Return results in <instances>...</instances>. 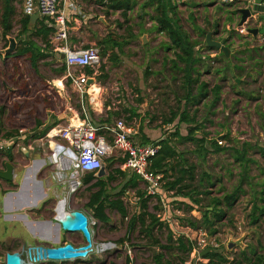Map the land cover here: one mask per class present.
Segmentation results:
<instances>
[{
  "label": "rangeland",
  "instance_id": "rangeland-1",
  "mask_svg": "<svg viewBox=\"0 0 264 264\" xmlns=\"http://www.w3.org/2000/svg\"><path fill=\"white\" fill-rule=\"evenodd\" d=\"M137 2L138 5L126 19L120 12L113 13L105 8L92 6L90 15L77 17L79 21L77 26L71 25L73 23L71 20V23H68L69 45L73 48L95 47L100 50L99 44L106 39L121 44L118 48H112V44L109 45L107 55L105 57L101 55V65L96 79L101 92L97 102L101 103L105 110L111 108L114 120L125 118L130 127L135 130L134 137L137 142L141 140V136L137 135L141 129L151 130L152 141L170 138L184 158L192 164H197L198 181L204 173L210 175L212 178L210 181L215 186L210 187L206 182L204 184L206 188H202L212 193L211 196L204 197L203 205L208 206L210 197H223L226 193L234 191L240 182L243 169L235 162L231 151L209 154L207 159L203 160L197 153V144L181 142L179 137L175 136L177 131L182 137L187 136L189 126L180 123L179 117L173 124L166 123L173 112L182 113L186 109V102L182 98L186 94L184 78L171 63L175 59V54L174 50L168 48L170 47L168 36L155 29L154 7L149 3L145 7L143 5L147 3L145 0H137ZM175 3L178 6L177 12L181 26L194 41L202 43L197 48V56L203 59L201 72L205 74L202 80L209 83L210 89L217 84L222 85L220 101L213 109L210 107L211 98L206 101L208 106L203 103L199 106L187 107L191 115H197L199 125H203L195 137L206 138L208 147H211L214 140L219 144L220 137H223L222 145L229 147V141L228 143L225 141L228 134L232 140L231 145L240 149L243 143L264 147V50H258L264 47V41L262 37H253L248 33V29L256 28L257 23L250 21L244 26L247 29L246 33L241 34L239 10L245 6L241 2L235 6H230L222 0H175ZM14 5L16 15L12 20L13 31L8 37V42L9 38L17 37L21 30L23 0H18ZM139 13L145 16L141 19ZM71 26L79 28V32L70 31ZM209 33L212 40L225 41L229 49V56L226 59L229 61L224 60L222 51L206 48L205 42ZM7 41L0 34V52L8 48ZM54 54L56 53L53 51ZM63 64L64 62L56 56L50 57L39 63L38 72H36L27 58L16 56L15 52L7 55L0 53V110L3 111L2 120L5 125L10 119H12L10 122L18 123L7 115L10 111L22 113L23 117L19 118L21 123L27 122L28 119L33 120V117H44L46 107L50 103L44 96L48 91L56 95L55 92L58 91L56 81H61L64 77L58 73ZM238 65L246 67L242 77H238L235 68ZM219 68L223 71L227 69L226 73H218ZM207 70L210 74H206ZM223 75L226 76L225 79ZM237 80L240 81L239 85ZM65 90L73 101L78 100V94L69 84H66ZM26 96H30V99L23 98ZM86 101V112L91 113L95 105L92 106L88 99ZM63 102L64 99L54 100L59 110L64 109ZM98 107L100 106H96ZM133 111L137 117L129 121L128 118L132 116ZM249 157L256 161V164L251 165V178L255 179L256 183L263 182L264 158L256 150H250ZM109 165L107 162V172L111 170ZM129 174L125 177L116 175V180L110 185L113 189L111 194L115 195L121 191L129 179ZM198 181L197 185H199ZM246 189L247 195L241 196L223 223L215 226L217 230L215 234L206 230L194 231L181 223V219L189 217L202 218L199 211L187 213L182 202L190 203L188 199L174 198L162 191L161 198L164 203L162 204L159 198V204L154 197L150 203V210L170 226L176 237L184 235L197 243V252L191 254L185 264H207L209 261L203 259L201 254L209 248L223 252L232 261L236 254L248 247L257 246L264 237V221H260L256 226H253L251 222L252 195L249 188ZM260 189L258 187V190ZM140 190L145 191V186L141 185ZM84 194L89 201L91 192L87 191ZM122 198L128 210V217L123 218L116 211H108L110 223L102 224L93 218L91 229L96 246L108 244L111 239L117 242L126 239L125 243L113 249L110 245H104L103 248H97L87 259L67 264H110L112 262L152 264L158 252H166L153 245L151 238L142 232L138 223L129 234V223L132 217L140 212V201L137 191L130 188L126 190ZM81 204V209L94 217L93 213L84 207V203ZM156 207L159 210H155ZM152 237L162 245H167V228L155 229ZM230 243H234L232 249L229 248ZM176 255H178L176 251L166 252V258L173 264H184ZM129 259L130 263H128Z\"/></svg>",
  "mask_w": 264,
  "mask_h": 264
},
{
  "label": "trees",
  "instance_id": "trees-1",
  "mask_svg": "<svg viewBox=\"0 0 264 264\" xmlns=\"http://www.w3.org/2000/svg\"><path fill=\"white\" fill-rule=\"evenodd\" d=\"M18 0H1L0 1V34L4 40H8L13 31L12 20L16 15L15 2ZM147 3L143 5L148 6V3L155 9V15L153 21L156 23L155 29L162 34H166L170 41V49L174 50L175 59L171 61L173 67L183 74L184 87L186 88V94L182 97L186 104V109L182 113L173 112L172 117L166 122L173 124L179 117L180 123H185L189 126L188 135L182 137L177 131L176 137L182 142L188 141L197 144V153L203 160L207 159L209 154H221L227 151L233 152L235 162L238 163L242 169L243 174L240 182L232 193H226L223 197H210L208 206L203 205L204 197L211 196V192L207 189L202 190L207 182L208 186L214 187L215 185L210 181L212 178L207 173H204L203 177H199L198 181V166L197 164L190 163L189 160L184 158L182 153H179L170 138H165L156 142H151L145 136L142 137L140 144L148 145L153 144L160 147L158 155L153 159L150 172L154 176H162V187L166 193L173 192L172 197L188 199L190 203L182 202L186 208L187 213L199 211L202 215L201 219L189 217L181 219V223L194 231L206 230L211 234H215L217 230L215 226L222 224L227 218L229 212L238 203L239 199L243 195H247L249 188L251 193V222L253 226L259 225L260 221H264V181L255 182V179L251 178V165L256 164L255 159L249 157L250 150H256L264 158V147L253 146L249 143H243L241 149L237 146H233L230 135H226L225 141L229 144V147L219 145L218 141L214 140L211 147L207 146V140L197 139L195 135L200 131L203 125H199L197 115H191L187 111L189 105L199 106L204 103L208 106L207 100L210 98L211 109L220 101V93L222 85L217 84L213 89H210L209 83L202 80L203 74L201 72V64L203 62L202 57L197 56V48L202 44L200 41H194L192 36L184 30L180 24L179 15L177 12V4L175 0H145ZM98 4L102 5L105 9L116 13L120 12L126 19L127 15L134 10V7L138 5L137 0H109L105 3V0H98ZM238 2L229 3L230 6H235ZM108 11V12H109ZM20 19L21 30L15 39L18 42L19 48L15 53L16 56L25 57L30 62L32 68L38 72V66L41 61H45L50 57H54L52 51V44L50 43V37L54 32V28L50 27L46 23L45 19H40L33 26L30 16L22 14ZM145 15L139 13V17L142 19ZM206 38V36H205ZM8 42V41H7ZM41 43V44H40ZM112 44V48L121 47L120 43L113 40L106 39L99 44L100 47H104L101 55L105 57L108 52L109 45ZM44 45L45 47H43ZM9 46V42H8ZM205 46L208 50H217ZM88 48V47H86ZM258 50H264V47L258 48ZM224 60L227 62L225 54H222ZM238 72V77L244 76L246 67L244 65H238L235 67ZM220 68L218 73H226ZM66 72V66L63 65L58 73L64 75ZM88 75H92V70H87ZM206 74H210L207 70ZM226 76L223 75L225 79ZM239 88L237 85L235 86ZM128 112V111H126ZM137 117L133 111L132 116L128 120H133ZM103 133V132H102ZM43 133L41 135H44ZM39 135V136H41ZM38 136V137H39ZM6 138L11 137V133L5 135ZM107 162V161H106ZM110 162V161H109ZM122 164L123 160H119ZM110 164V163H109ZM110 168L113 165H109ZM116 175L126 176L122 170L116 169L108 173L105 179H98L94 173L85 174V183L91 184L89 191L91 192L89 201L86 208L89 209L96 220L102 224H109L110 218L107 215V211H117L123 218L128 217V210L122 199L125 193V189L129 186L138 187L137 180L131 179L125 189H123L117 196H113L109 193L111 189L110 185L116 180ZM198 181V184L197 183ZM258 187L261 189L258 190ZM159 198V195L157 196ZM140 198V212L137 216H133L130 223L128 232H132L136 228L137 223L140 224L141 230L153 241L155 247H159L163 251H176L177 258L182 263H186L191 254L197 249V243L189 240L184 235L176 237L175 233L170 229L169 225H166L164 221L158 218V215L149 211L150 202L153 199L149 193H139ZM159 208L156 207L155 210ZM166 229L168 231L167 245H162L159 241L153 239L154 230ZM129 238V235L126 237ZM126 239L121 241L125 243ZM209 252L202 258L207 259V264H264V237L262 241L257 243V246L247 248L236 254L231 261L227 255L223 252L209 248ZM166 252H158L154 258L152 264H173V262L166 258ZM77 260L76 262H80ZM130 263V259L128 260ZM52 264V263H50ZM55 264V263H54ZM67 264V263H62ZM116 264V263H110ZM204 264V263H197Z\"/></svg>",
  "mask_w": 264,
  "mask_h": 264
},
{
  "label": "crops",
  "instance_id": "crops-1",
  "mask_svg": "<svg viewBox=\"0 0 264 264\" xmlns=\"http://www.w3.org/2000/svg\"><path fill=\"white\" fill-rule=\"evenodd\" d=\"M107 2L105 1V3ZM74 3L79 11V13L75 15L79 16L90 15L89 11L92 6L104 9L102 5L98 4V0H74ZM70 20L73 22H68L71 23V25L74 24L77 26L79 24L75 16L70 17ZM75 26H71L70 28V31L72 30L73 33L79 32V28ZM100 48V50L103 51L104 47ZM54 55L64 62V60L61 59V55ZM63 65H65V63ZM87 70L91 69H86L85 73H87ZM97 74H95L94 71L91 76L87 74L90 79H93V83L89 84L88 82L86 92L83 95L76 92L70 82L65 79L64 74L61 81H56L58 86V91L55 92L56 95L48 91L44 96L50 101L49 105H47L48 107H46L47 109L44 117H33V120L28 119L27 122L21 123L19 118L23 117L22 113H12L10 111L7 115L15 119L18 123H12L10 122L12 119H10L5 125L2 120L4 117L3 111L0 110V141L4 143L3 149L0 150V170H5L4 165L7 162L13 164L15 167L13 181L8 182L0 178V259L5 258L9 253L23 252L27 247L32 245L44 244L51 247H58L69 243L76 247L86 245L85 238L81 233L65 232L62 227L54 221L56 216L55 209L60 202L65 201L67 210L84 212L91 218L92 216L89 213L81 209V203L83 202L86 208L88 199L84 192L89 191L93 183L86 184L84 180L85 175H81L78 178L76 170L71 168L69 164H54L51 159L52 152L56 149V144L62 141L59 138H53L52 136L54 133H52V131L69 124H79L86 119L98 128L112 127L114 123L119 120L113 119L110 107L105 110L101 103L97 102L101 92V87L96 81ZM66 84H69L78 94L79 98L77 101H73L66 93ZM23 98L30 99V96ZM57 98L64 99L63 110H59L55 106L54 100ZM87 99L91 102L92 106L93 104L95 105L91 113H87L85 109L87 106ZM74 102L76 104H74ZM96 106L100 107L96 108ZM120 119L126 121L125 118ZM127 124L131 126L128 122ZM102 132L108 135L107 132ZM7 133H11L10 138L5 137ZM43 133L46 134L41 135ZM150 133L151 130L144 131V129H141L137 135H140L141 139L145 136L151 142H156L152 141L153 139ZM48 134H50V138L47 137ZM134 136L133 138L135 140ZM119 160L120 158L117 156L107 159V162L113 165L110 171L116 169L122 170V164H120ZM71 172L72 174L70 175ZM122 172H124L125 175H128V173L130 174L128 177L129 179L121 191L126 188L127 183L131 179H135L137 180L138 187L133 188L129 186L125 189V192L130 188L131 190L137 191L138 197L139 193L147 192V184L141 177L131 171L122 170ZM108 173L109 172H107V176ZM76 179L79 180V185L76 191L72 192L73 181ZM141 185L145 186V191L140 190ZM112 190L109 191L110 194ZM121 191L115 195H111L117 196ZM162 191L164 193L166 192L163 189L159 190V198L162 200L163 204L164 200L161 198ZM168 194L172 196L174 193L170 192ZM155 198L160 204V199L158 197ZM149 211L151 212L150 208ZM93 218L94 217H92L91 220H93ZM121 241L117 242L111 239L108 244H98L97 246L103 248L104 245H110L113 249L115 248L114 245L118 246L122 243ZM194 253L195 251L192 254ZM76 261L77 260H75V262Z\"/></svg>",
  "mask_w": 264,
  "mask_h": 264
},
{
  "label": "built area",
  "instance_id": "built-area-1",
  "mask_svg": "<svg viewBox=\"0 0 264 264\" xmlns=\"http://www.w3.org/2000/svg\"><path fill=\"white\" fill-rule=\"evenodd\" d=\"M222 1L227 4L241 2L244 3L245 8H250L254 4V0ZM23 13L27 16L39 14L41 19H45L46 23L54 28L51 44L54 53L65 55V79L77 93L85 94L90 79L85 70L91 69L95 74L98 73L101 65V51L95 47H70L68 22L70 17L79 16L75 15L79 11L74 0H23ZM257 26L260 27L261 23H257ZM240 30L241 34H245L247 29L242 27ZM260 37L264 41V35ZM102 131L107 132L108 135ZM52 133H54L53 138H59L62 141L56 144V149L51 155L52 161L54 164H69L76 170L78 178L87 173L96 174L107 159L117 156L123 160L122 170L131 171L141 177L147 184V192L151 196L159 195L162 176H154L150 172V167L160 147L153 144L142 145L135 141L133 138L135 131L124 119H119L112 127L105 128L95 127L86 119L79 124H69L57 130L54 129ZM50 134L47 137L50 138ZM219 144L223 143L219 141ZM3 146L4 143L0 141V150ZM78 185V179L73 181L72 192L76 191ZM0 264H5V258L0 259Z\"/></svg>",
  "mask_w": 264,
  "mask_h": 264
},
{
  "label": "water",
  "instance_id": "water-1",
  "mask_svg": "<svg viewBox=\"0 0 264 264\" xmlns=\"http://www.w3.org/2000/svg\"><path fill=\"white\" fill-rule=\"evenodd\" d=\"M241 15L240 27L248 25L250 21L256 23H261L263 26L259 28H249L248 33L256 36L257 34L264 35V0H254V4L250 8H242L239 10ZM32 25L34 26L38 20H40V15L35 14L30 16ZM257 20V21H256ZM144 42L146 40L144 39ZM207 46L209 48H214L222 51L226 57L229 56V49L225 45V41L217 42L212 40L211 34H207L206 39ZM17 41L15 38H9V46L6 50L0 52L4 55L11 54L17 50ZM102 52V50H100ZM61 59H65V55H61ZM240 81L237 80L239 85ZM93 83V79L89 80V84ZM223 137H220L221 141ZM5 170H0V178L11 182L14 180L15 167L13 164L7 162L4 165ZM95 176L98 179H103L107 177V164L103 163L101 169L97 171ZM55 219L54 221L58 223L65 232L68 233H81L85 238L86 245L81 247H76L69 243L66 245L51 247L47 245H32L27 247L23 252L9 253L5 257V264H43L51 262H69L81 259H87L91 253H93L98 246L95 245L93 241V232L91 229V219L84 212L80 211H69L66 208V202H60L55 209ZM112 246V245H111ZM234 243H230L229 248L232 249ZM116 247V245H114ZM209 250L202 252L201 257H203Z\"/></svg>",
  "mask_w": 264,
  "mask_h": 264
},
{
  "label": "flooded vegetation",
  "instance_id": "flooded-vegetation-1",
  "mask_svg": "<svg viewBox=\"0 0 264 264\" xmlns=\"http://www.w3.org/2000/svg\"><path fill=\"white\" fill-rule=\"evenodd\" d=\"M252 22V21H251ZM263 26L261 25L260 27L256 26V28H259L261 29ZM253 36V35H252ZM258 36H261V34H257L256 36H253V37H258Z\"/></svg>",
  "mask_w": 264,
  "mask_h": 264
}]
</instances>
